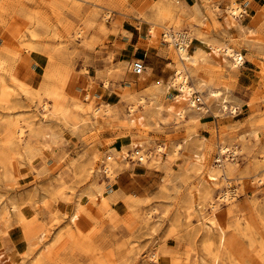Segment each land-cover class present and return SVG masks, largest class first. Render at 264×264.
Returning a JSON list of instances; mask_svg holds the SVG:
<instances>
[{
    "label": "rangeland",
    "instance_id": "rangeland-1",
    "mask_svg": "<svg viewBox=\"0 0 264 264\" xmlns=\"http://www.w3.org/2000/svg\"><path fill=\"white\" fill-rule=\"evenodd\" d=\"M247 16L241 0H0V264H264V37L222 26ZM161 25L201 48L189 82L206 98L196 93L194 108L172 84ZM217 43L252 55L250 88L239 82L246 61L232 68ZM150 49L164 77L133 73ZM209 217L225 241L208 234Z\"/></svg>",
    "mask_w": 264,
    "mask_h": 264
},
{
    "label": "bare ground",
    "instance_id": "bare-ground-1",
    "mask_svg": "<svg viewBox=\"0 0 264 264\" xmlns=\"http://www.w3.org/2000/svg\"><path fill=\"white\" fill-rule=\"evenodd\" d=\"M241 10H242L241 6L237 2L233 1V4L227 9V12H228L229 16H231L233 18H238L241 16ZM161 28L163 29L162 31L165 35L163 41L168 43V45L172 47L173 53L177 57V61L175 63V74H174L175 78H174L172 84H173V86H177L179 88V90L182 93V96L184 98L191 97V99L190 100L187 99V101L190 103L191 107L194 108L197 106V102L193 99V96L196 93L197 94L199 93L202 96V97L199 96L200 100H197V101L200 102L203 100V98L204 99L206 98L203 95V91H202L201 86L198 88V90L196 92L195 88L193 89L190 86V82H189V80H190L189 70L198 64L199 59H200L198 56V52L201 48L195 49V48L191 47L192 38H191L189 33H184L182 31H179V30L172 28V27H168L166 25H161ZM150 33L155 35V33L152 31V29H150ZM210 48L212 49L214 54L224 56L225 59L227 60V63L234 69L242 67L245 64L246 59H245V56L243 55V53L241 51L231 47L228 43L212 44L210 46ZM130 62L131 61H128L127 63L129 64ZM145 70H146V72H151L152 68L150 66H147V67H145ZM171 87L172 86L168 85L167 86L168 90ZM207 92L211 97L223 100L222 108H221L222 112L231 113V114L237 113V107L234 104V100H232V98H229V96H227V95H223L221 90L214 89V88H208ZM178 97L179 96H177V98ZM229 100H231V101L229 102ZM43 108L47 109L48 108L47 104H45L43 106ZM134 111L135 110L132 108L131 113H134ZM179 114H180V117H184L186 112L183 108H181L179 111ZM130 116L133 117V114H131ZM131 123L135 124V119H131ZM18 133L22 135L23 134V128H19ZM252 134H253L252 136L254 137L255 140L259 139V133L258 132H253ZM143 147H144V143L140 142L137 146L133 147V149H135V148H141L142 149ZM157 148H158L157 149L158 152L164 151V147H162V146H158ZM178 148H180V145L178 146ZM123 151L124 152L121 154V158H122V160H125L128 157V152L125 149ZM175 151L177 152V149ZM140 152H141L140 150H138V151L136 150L132 154L133 157L135 155L139 154ZM228 152H229V148L225 145H223L219 148V156L217 157V162L219 164L216 167H219V168L224 167L225 162L223 161L222 157H223V155L227 154ZM149 156L150 157L152 156L153 158H155V156L153 154L149 155ZM109 158H111V157H109ZM140 160L145 161V158L142 157V158H140ZM110 161H111V159H110ZM110 161L108 163H106L107 173H109L110 171L112 172V166H111ZM216 167L214 166L213 169L209 173V177H210L212 183H216V181L218 179L217 174L212 175V173H211V172L215 171L214 168H216ZM230 192H231L230 190L226 191L220 197L221 201H223V202L230 201L232 198ZM79 202L80 201H78V203H77L78 207H79L78 204H80ZM212 210H213V214H215V212L218 210V207L215 203L212 204ZM73 222H74V219H73ZM203 225L207 229V231L209 232L208 234H210L211 229L216 227L220 233L219 234L220 235V241L221 242L225 241V238H226L225 230H224L223 226L218 222L217 219L213 220L210 217L209 218H203ZM45 250H46V247L42 251H45Z\"/></svg>",
    "mask_w": 264,
    "mask_h": 264
},
{
    "label": "crops",
    "instance_id": "crops-1",
    "mask_svg": "<svg viewBox=\"0 0 264 264\" xmlns=\"http://www.w3.org/2000/svg\"><path fill=\"white\" fill-rule=\"evenodd\" d=\"M242 5L244 6L245 12L246 14H248L247 17H250L249 22L248 23H244L243 21H241V23L238 25V27H240L241 25H243L244 27H240L241 29H238L237 26H229L228 28H226L224 25L223 28L226 31V34H230L232 36H238L239 34L242 33L246 34L247 33L243 30L249 28L250 31H253L254 35H258L261 37H264L263 33H260V31L262 30V25L261 23L264 21V0H241ZM253 18H256V21H254ZM260 18V19H259ZM261 21L259 22L258 21ZM263 24V23H262ZM264 32V31H263ZM250 47H252L251 44H249ZM255 49H258V51H263L264 47H261L260 45H255ZM246 50V49H245ZM245 58H247V56H252L250 53H248V51L244 52ZM158 62L155 63V62ZM165 60L162 58L161 54L158 52V50H151L150 49V67L152 68L151 73H155V75L160 78V77H164L166 74V70L165 72H163V68L165 67ZM254 62L251 60H246V64L244 66V70L242 71V76L239 77V82L240 83V87H242V89H248L250 88V86L252 85V81H253V77L255 75V70L253 68ZM168 71V70H167ZM243 90L241 91L242 94ZM245 92H243V94L240 96V99L244 100L245 99Z\"/></svg>",
    "mask_w": 264,
    "mask_h": 264
},
{
    "label": "built area",
    "instance_id": "built-area-1",
    "mask_svg": "<svg viewBox=\"0 0 264 264\" xmlns=\"http://www.w3.org/2000/svg\"><path fill=\"white\" fill-rule=\"evenodd\" d=\"M145 67H146L145 61L144 60H138L133 66V73L136 75H141L144 73ZM140 161H142V160H140Z\"/></svg>",
    "mask_w": 264,
    "mask_h": 264
}]
</instances>
